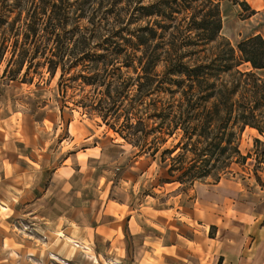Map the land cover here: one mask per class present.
<instances>
[{
	"label": "trees",
	"instance_id": "trees-1",
	"mask_svg": "<svg viewBox=\"0 0 264 264\" xmlns=\"http://www.w3.org/2000/svg\"><path fill=\"white\" fill-rule=\"evenodd\" d=\"M98 1L0 0L1 77L32 82L59 70L62 100L97 114L135 155L159 154L169 181L187 187L251 158L238 139L246 126L264 137V38L232 46L216 0ZM254 142L260 166L264 141Z\"/></svg>",
	"mask_w": 264,
	"mask_h": 264
},
{
	"label": "rangeland",
	"instance_id": "rangeland-1",
	"mask_svg": "<svg viewBox=\"0 0 264 264\" xmlns=\"http://www.w3.org/2000/svg\"><path fill=\"white\" fill-rule=\"evenodd\" d=\"M93 1L97 7L99 1ZM149 1L151 0H145L144 3ZM216 1L220 4L222 19L220 36L228 40L232 46L235 47L239 41L255 34H260L264 38V7L252 10L245 0ZM240 1H245L248 6L240 4ZM254 1L249 0L254 7H258L259 0H256V3ZM82 24H87V19H83ZM120 27L130 29V26L125 24ZM4 65L5 61L0 65V158L18 159L25 165L29 156L40 163H45L46 168L52 167L50 172L49 170L47 172L49 179L46 185L52 177L53 167L63 164L65 158L66 166L73 169L82 167L80 172L75 169L70 176L73 188L67 185L66 193L61 191L64 194L61 195L62 199L66 201L68 207L74 204V201L78 206H88L94 200L97 201L100 193L107 190L109 185L112 189L113 183H107L108 180L114 182L124 173L135 176V173L149 165L147 173L138 178L135 185L138 192L135 196L137 199H133V205L140 202V195L154 194L162 200L168 199L173 202L179 212L181 224L186 223L189 226L194 224L197 227L202 223V220L197 219H203V216L200 214L194 222L193 212L201 213L196 208L202 199V193L208 189L211 206L206 219L215 223L209 227V236L216 239L212 244L214 249L206 259L216 257L218 261V250L223 244L227 250L237 247L238 252L241 251L242 264H264V246L255 239L257 234L254 230L255 227L264 224V164L257 166L255 163L254 141L256 138L264 141V137L254 127L246 126L238 139L241 153L243 155L251 153V158L242 165L233 164L231 172L217 183L208 178L187 187L177 181H169L167 164L160 162L159 154L154 158L145 154L135 155L137 150L125 143L97 114L76 107L69 98L62 100L56 84L59 70L52 78L44 69L41 76L34 75L32 82H20L1 77ZM238 68L246 71L250 66L243 63ZM156 70L162 76L163 67L159 66ZM120 73L126 77L137 75L133 70L125 68H121ZM257 74L264 77V70H258ZM32 75L30 73L29 76ZM168 85L166 84L167 87ZM76 92L78 90L69 89L67 93ZM34 132L38 136V141L30 144L26 134ZM3 143H6L5 146ZM33 148L35 150L31 151ZM135 160H139L140 163L134 165L137 169L130 171L129 166L133 165ZM118 166L121 169H116ZM125 168L128 171L125 172ZM102 177L106 180L101 179ZM56 190L53 191L52 188L51 193L54 194ZM115 196L119 197L118 194ZM95 205L98 207V204ZM101 208H104V205ZM18 228L21 230L28 228L27 218L20 214L15 218L6 216L0 218V241L2 235L6 234L9 237L11 229L17 231ZM123 240L126 248L122 252V257L127 261L132 260L133 249L128 234H124ZM3 256L7 255L0 248V258ZM11 256L15 257L16 254L12 253ZM231 257L228 259L230 264L235 260L233 255Z\"/></svg>",
	"mask_w": 264,
	"mask_h": 264
},
{
	"label": "crops",
	"instance_id": "crops-1",
	"mask_svg": "<svg viewBox=\"0 0 264 264\" xmlns=\"http://www.w3.org/2000/svg\"><path fill=\"white\" fill-rule=\"evenodd\" d=\"M245 1L252 10L264 7V0L254 1L258 7ZM26 135L30 144L38 141L35 132ZM3 159L0 158V218H15L20 214L27 218L28 228L11 229L9 237L1 236L0 248L7 256L0 258V264H230L228 259L232 255L235 259L232 264H242L241 251L238 252L237 247L227 250L223 244L218 250V261L216 257L206 259L213 251L212 244L216 239L209 236V227L215 223L206 219L211 206L208 189L202 193L196 208L201 213L193 212V221L201 214L203 219L197 220L202 223L197 227L189 226L179 222V212L168 199L146 193L140 195V202L132 204L138 192L135 186L138 178L147 173L149 165L135 176L124 173L114 182L108 180L107 183H113L112 189L109 185L100 193L99 199L88 206H78L74 201L68 207L61 191L66 193L67 185L73 188L70 176L76 170L80 172L82 167L66 166L65 158L63 164L53 167L52 177L46 185L47 172L52 167L46 168L45 163L29 156L25 165L18 159H6L7 162ZM139 163L135 160L129 170ZM52 188L53 191L57 189L54 194ZM254 230L255 239L264 246V224ZM125 233L130 237L133 249V259L129 261L122 257L126 248ZM12 253L16 256H11Z\"/></svg>",
	"mask_w": 264,
	"mask_h": 264
}]
</instances>
